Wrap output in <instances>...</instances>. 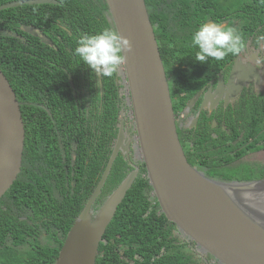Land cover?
<instances>
[{
    "label": "trees",
    "instance_id": "16d2710c",
    "mask_svg": "<svg viewBox=\"0 0 264 264\" xmlns=\"http://www.w3.org/2000/svg\"><path fill=\"white\" fill-rule=\"evenodd\" d=\"M21 1L0 0V68L15 92L24 126L20 171L0 197V264H54L107 165L127 98L126 81L122 64L99 81L74 53L80 36L115 30L105 0ZM198 1L144 0L170 98H179L182 106L201 86L206 64L191 58L198 50L192 35L205 18ZM234 10L245 25L248 18L257 34L263 32L262 0H241ZM23 25L34 26L41 36ZM254 109L243 112L251 116L245 132L256 138V148L264 142V98ZM202 127L178 134L190 165L215 181H222V169L233 172L229 181L264 178V166L258 173L255 166L223 162L217 139L208 135L207 125ZM134 167L137 174L103 233L95 264H201L160 212L144 164L132 149L116 155L91 208L99 207Z\"/></svg>",
    "mask_w": 264,
    "mask_h": 264
},
{
    "label": "water",
    "instance_id": "95a60500",
    "mask_svg": "<svg viewBox=\"0 0 264 264\" xmlns=\"http://www.w3.org/2000/svg\"><path fill=\"white\" fill-rule=\"evenodd\" d=\"M105 1L115 30L127 37L132 46L130 52H125L122 74L134 134L125 143L121 117L107 165L68 230L54 264H95L98 244L137 168L123 178L95 212L91 206L113 160L119 152L127 154L131 139L136 141L137 159L144 164L160 212L183 238L218 264H264V217L256 218L247 209H240L237 200L234 202L224 191V188H252L264 192V179L215 181L188 163L179 141L167 78L144 0ZM23 145L20 105L0 68V197L20 171Z\"/></svg>",
    "mask_w": 264,
    "mask_h": 264
},
{
    "label": "flooded vegetation",
    "instance_id": "af4514ba",
    "mask_svg": "<svg viewBox=\"0 0 264 264\" xmlns=\"http://www.w3.org/2000/svg\"><path fill=\"white\" fill-rule=\"evenodd\" d=\"M35 1L39 0H22L21 2L34 3ZM224 2L225 0H199L198 6L202 16L205 17L200 25L220 23L235 27L242 35L245 47L238 55L230 54L222 61L210 59L202 65L201 86L191 95L187 94L183 106L179 98L174 97L173 102L171 100L172 108L179 135L189 134V131H194L198 124L205 126L202 128L206 130L207 125L210 128L208 135L217 139V149L223 162L254 167L256 163L250 164L236 160L264 151V147H261L264 142L259 141L258 147L254 148L257 146L256 138L245 132L248 129L245 128V123L250 122L251 116L243 112L256 111L254 109L256 100L264 98V42H257V37L264 35V30L261 34H257L254 23L248 18V23L245 25L237 15L238 10L226 11L222 14V7L219 4ZM21 28L39 34L34 26L23 25ZM191 58L193 62L196 61L192 55ZM170 78L172 79L173 75ZM261 131L264 132V127ZM128 132L131 134L130 137L134 134L133 131ZM131 140L128 142V151L133 148ZM262 171L264 173V169ZM202 172L205 173L203 170ZM225 174L229 175V179L233 178V175L222 169L219 172L222 181L229 182V179H225ZM262 179L264 178L258 177L252 181ZM215 264L218 263L215 261Z\"/></svg>",
    "mask_w": 264,
    "mask_h": 264
},
{
    "label": "clouds",
    "instance_id": "9594fccd",
    "mask_svg": "<svg viewBox=\"0 0 264 264\" xmlns=\"http://www.w3.org/2000/svg\"><path fill=\"white\" fill-rule=\"evenodd\" d=\"M257 42H264V35L258 36ZM191 43L198 49L195 59L201 63L208 62L210 59L222 61L230 54L238 55L245 47L244 39L235 27L220 23L201 24L194 31ZM131 50V42L127 37L111 28H104L96 34L80 36L74 53L97 77L103 78L116 74L126 59L125 52ZM131 130L134 132L133 128ZM180 237L185 239L181 235ZM185 241L188 240L185 239ZM191 246L197 249L194 245Z\"/></svg>",
    "mask_w": 264,
    "mask_h": 264
},
{
    "label": "rangeland",
    "instance_id": "374dc122",
    "mask_svg": "<svg viewBox=\"0 0 264 264\" xmlns=\"http://www.w3.org/2000/svg\"><path fill=\"white\" fill-rule=\"evenodd\" d=\"M239 2H241V0H225V3L223 4L224 5H227V10L228 11H235L234 9L236 8V6L239 4ZM222 6V8H223ZM124 76V75H123ZM124 93L126 95V99L122 101V110H121V116L123 117V129H124V132L126 133V138H130V133L128 132V130L130 131L131 128H133V120H132V117H131V111H130V106H129V100H128V96H127V89L124 88ZM125 138V140H126ZM132 141V149H133V157L135 159H137L138 155L136 154V150H135V145H136V141L134 140H131ZM236 161H240V162H245V163H250V164H254L256 163L257 165H255L256 168H258V173H260V170L261 168H263L264 166V151L261 152H257V153H253V154H250V155H247L245 156L244 158H238ZM233 174V172H231V175ZM237 174V172H236ZM225 179H229V175L225 174ZM262 197L264 198V193L262 195ZM105 200V199H104ZM103 203V202H102ZM101 203V204H102ZM101 204L99 206H101ZM99 207H97L94 212L98 209ZM198 258L202 256L201 255H197ZM199 258V260H201V264H211L208 260H205V259H201Z\"/></svg>",
    "mask_w": 264,
    "mask_h": 264
},
{
    "label": "bare ground",
    "instance_id": "6f19581e",
    "mask_svg": "<svg viewBox=\"0 0 264 264\" xmlns=\"http://www.w3.org/2000/svg\"><path fill=\"white\" fill-rule=\"evenodd\" d=\"M225 192L230 195L229 198L236 202L240 209H247L256 218L264 217V198L260 189H227ZM246 210V211H247ZM262 216V217H261Z\"/></svg>",
    "mask_w": 264,
    "mask_h": 264
},
{
    "label": "built area",
    "instance_id": "2783aa9c",
    "mask_svg": "<svg viewBox=\"0 0 264 264\" xmlns=\"http://www.w3.org/2000/svg\"><path fill=\"white\" fill-rule=\"evenodd\" d=\"M151 194H153L152 191H151ZM189 246L191 247L192 253H194L196 257H198L197 255H201L203 259L208 260L211 264H215V261H213L212 258L207 257L205 254H203L202 252H200L198 249H195L194 247H192L188 241H185V247H189ZM199 258H201V257H199Z\"/></svg>",
    "mask_w": 264,
    "mask_h": 264
}]
</instances>
